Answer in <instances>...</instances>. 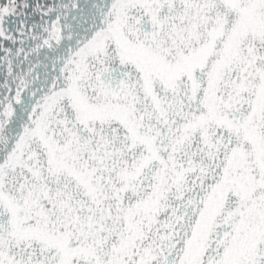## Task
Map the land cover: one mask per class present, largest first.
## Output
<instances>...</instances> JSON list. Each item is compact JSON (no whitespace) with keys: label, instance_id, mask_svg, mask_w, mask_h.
<instances>
[{"label":"snow or ice","instance_id":"snow-or-ice-1","mask_svg":"<svg viewBox=\"0 0 264 264\" xmlns=\"http://www.w3.org/2000/svg\"><path fill=\"white\" fill-rule=\"evenodd\" d=\"M0 264H264V0H0Z\"/></svg>","mask_w":264,"mask_h":264}]
</instances>
